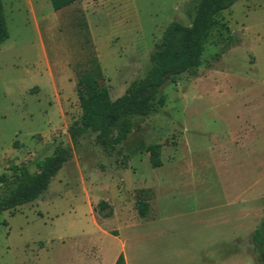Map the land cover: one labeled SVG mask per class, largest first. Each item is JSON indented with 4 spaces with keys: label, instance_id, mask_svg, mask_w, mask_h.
Here are the masks:
<instances>
[{
    "label": "rangeland",
    "instance_id": "rangeland-1",
    "mask_svg": "<svg viewBox=\"0 0 264 264\" xmlns=\"http://www.w3.org/2000/svg\"><path fill=\"white\" fill-rule=\"evenodd\" d=\"M198 1L80 0L55 11L50 0H2L0 200L15 167L36 173L59 146L72 159L38 200L0 213V264H108L123 243L128 264H264L252 238L264 221V0L217 17L199 76L166 84L165 106L137 119L123 144L90 134L75 148L70 137L92 60L117 100L147 73L166 28L191 24ZM231 35L239 42L215 62ZM102 201L112 217L100 215Z\"/></svg>",
    "mask_w": 264,
    "mask_h": 264
},
{
    "label": "trees",
    "instance_id": "trees-1",
    "mask_svg": "<svg viewBox=\"0 0 264 264\" xmlns=\"http://www.w3.org/2000/svg\"><path fill=\"white\" fill-rule=\"evenodd\" d=\"M55 11L66 9L80 0H50ZM239 0H199L195 6L192 22L189 26L181 22H172L165 30L162 41L150 56L147 73L131 84L126 93L112 100L109 90L101 86L103 71L97 59L92 60L90 69L79 75L78 96L81 118L69 129L75 148L81 138L94 134L98 142L115 148L123 144L132 133L135 122L164 107L166 96L163 87L168 83H176L188 74L194 78L199 76L202 56L212 30L217 25V17L230 9ZM9 38V29L4 5L0 0V46ZM239 42L233 35L214 61L219 62L235 44ZM153 167L162 166L161 146L149 148ZM72 159V152L62 146L46 159L37 163L38 172L30 173L26 167H15L11 183L4 181L9 193L0 200V213L14 210L30 204L44 195L53 179ZM6 179L7 176H2ZM100 215L105 218L113 216V210L104 201L100 202ZM109 212L103 213L108 210ZM139 215L145 219L150 214V204L139 202ZM253 242L264 254V221L252 236ZM115 264H127L121 254Z\"/></svg>",
    "mask_w": 264,
    "mask_h": 264
},
{
    "label": "crops",
    "instance_id": "crops-1",
    "mask_svg": "<svg viewBox=\"0 0 264 264\" xmlns=\"http://www.w3.org/2000/svg\"><path fill=\"white\" fill-rule=\"evenodd\" d=\"M149 219V216L147 217V218H145V220H148ZM149 221V220H148ZM124 243L122 244V252L121 251H119V252H117L116 254H115V256L113 257V259H111V261L108 263V264H115L116 263V261H117V259H118V257L121 255V254H124ZM124 256H125V254H124ZM125 259H126V262H127V258H126V256H125ZM104 264H106V263H104ZM127 264H128V262H127Z\"/></svg>",
    "mask_w": 264,
    "mask_h": 264
}]
</instances>
